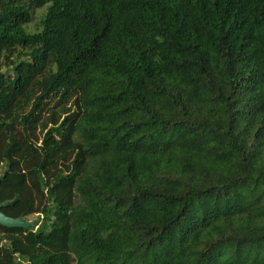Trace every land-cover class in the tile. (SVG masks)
Segmentation results:
<instances>
[{
    "label": "trees",
    "instance_id": "trees-1",
    "mask_svg": "<svg viewBox=\"0 0 264 264\" xmlns=\"http://www.w3.org/2000/svg\"><path fill=\"white\" fill-rule=\"evenodd\" d=\"M1 60L0 264H264V0H0Z\"/></svg>",
    "mask_w": 264,
    "mask_h": 264
},
{
    "label": "rangeland",
    "instance_id": "rangeland-1",
    "mask_svg": "<svg viewBox=\"0 0 264 264\" xmlns=\"http://www.w3.org/2000/svg\"><path fill=\"white\" fill-rule=\"evenodd\" d=\"M43 12H44V9H40V10H36L35 11L33 21L26 27V31L27 32L31 33V32H34L37 29L39 19L42 16ZM16 53H17V51L14 52V55H16ZM2 64L3 63H2V60H1L0 61V66ZM1 67H2V72H8V74H9V71L5 70V68L3 66H1ZM35 73H36L35 74V83L33 84L32 88H31L32 90H31L30 95H32L34 93V91L37 90L38 88H41L42 84L46 83V81L49 79L50 74H51V65L48 63V65H46V66L42 67L41 69L37 70ZM3 170H4V166L1 167L0 174H2ZM26 219L28 221H33V220H36V219H39V218H38V216L36 214H34V215H30V216L26 217Z\"/></svg>",
    "mask_w": 264,
    "mask_h": 264
},
{
    "label": "water",
    "instance_id": "water-1",
    "mask_svg": "<svg viewBox=\"0 0 264 264\" xmlns=\"http://www.w3.org/2000/svg\"><path fill=\"white\" fill-rule=\"evenodd\" d=\"M3 207V203L0 202V226L8 229H14V228H21V229H27V228H34L37 227L39 224V219L28 221L23 216H19L17 218H12L7 215H5L1 209Z\"/></svg>",
    "mask_w": 264,
    "mask_h": 264
}]
</instances>
